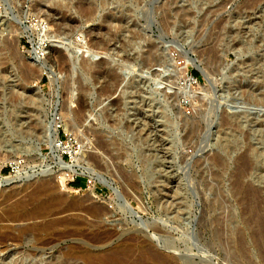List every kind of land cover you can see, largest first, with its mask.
Wrapping results in <instances>:
<instances>
[{"label": "rangeland", "instance_id": "rangeland-1", "mask_svg": "<svg viewBox=\"0 0 264 264\" xmlns=\"http://www.w3.org/2000/svg\"><path fill=\"white\" fill-rule=\"evenodd\" d=\"M263 30L264 0H0V156L40 171L0 182V264H133L150 247L175 264H264ZM50 125L77 150L63 160L114 192L59 174Z\"/></svg>", "mask_w": 264, "mask_h": 264}, {"label": "bare ground", "instance_id": "bare-ground-1", "mask_svg": "<svg viewBox=\"0 0 264 264\" xmlns=\"http://www.w3.org/2000/svg\"><path fill=\"white\" fill-rule=\"evenodd\" d=\"M21 1V0H20ZM253 1V0H252ZM36 3V2H35ZM251 5V4H250ZM262 7V6H261ZM34 8L35 9H37V10H39V9H41V3H37V4H35L34 5ZM48 10H49V12H51V14L52 15H55V14H58L59 13V11L57 10V9H55V8H48ZM39 12V11H38ZM89 13V12H88ZM38 14V13H37ZM90 14V13H89ZM47 15V14H46ZM184 15V14H183ZM46 18L47 19H49L50 21H51V19H53V18H49V17H47L46 16ZM45 18V19H46ZM41 19V18H40ZM44 19V18H43ZM68 19V18H67ZM6 20V19H5ZM64 20H65V17H64V15L62 14V16L57 20L58 21V23H63L64 22ZM65 21H67V20H65ZM117 21V20H116ZM69 22H71V21H69ZM72 23V22H71ZM73 24V23H72ZM78 24V23H77ZM8 25H9V23H8ZM11 28H12V26H11ZM10 28V29H11ZM29 31L30 29H29V27H26V26H24L23 25V32L22 33H25L26 31ZM11 31V30H10ZM264 31V30H263ZM47 33L48 32H45V31H43L42 33H39V38H40V42L42 43H45L46 42V39H47V36H49V35H47ZM54 33V32H53ZM78 33V32H77ZM55 34H56V32H55ZM68 32L66 33V36L64 37V39L65 40H68L69 38V36H68ZM79 35V34H78ZM81 35V34H80ZM3 36V35H2ZM31 36V35H30ZM54 36V35H53ZM56 36V35H55ZM54 36V37H55ZM263 36H264V34H263ZM217 37V36H216ZM39 43V42H38ZM40 44V43H39ZM86 44V43H85ZM85 46H87V45H85ZM54 49V48H53ZM211 49V48H210ZM42 50V48H40V51ZM200 52V51H199ZM216 52V51H215ZM57 58V57H56ZM125 60V59H124ZM202 61V60H201ZM36 62H38V61H36ZM253 64V63H252ZM263 65H264V63L262 62H260V61H257L256 63H254V68L252 69L253 71H255V70H258V69H261L262 67H263ZM103 66V65H102ZM252 66V65H251ZM97 67V66H96ZM120 67H122V66H120ZM41 69H40V73L41 74H44V73H46V74H48V76L50 77V81H51V83L53 84V87L55 88V85L57 84V79H56V71L53 69V68H49V67H46L45 65H41V67H40ZM103 68V67H102ZM119 68V67H118ZM120 69V68H119ZM115 70V69H114ZM251 71V70H250ZM186 73V72H185ZM258 73L259 72H255L254 73V77L256 78V81H255V83H254V86H255V88H253L252 89V93H255V95H256V99L257 100H263L264 99V84H263V81H260L258 78H259V76H258ZM262 75L264 74V72L263 73H261ZM106 75V74H105ZM107 76V75H106ZM261 76V75H260ZM188 78V77H187ZM186 78V79H187ZM188 80V79H187ZM186 85V84H185ZM187 86L189 87V84H187ZM187 86H185V87H187ZM188 87L187 88H185V89H187L186 90V92L188 93V94H191L192 96L194 95L193 93L194 92H192V90H190V88L188 89ZM86 88V87H85ZM183 88H184V86H183ZM252 88V87H251ZM81 89V88H80ZM109 90V89H108ZM114 90V89H113ZM251 90V89H250ZM86 91V90H85ZM250 92V93H251ZM257 95L258 96H260V97H257ZM191 96V97H192ZM80 97V96H79ZM82 98V97H81ZM74 99V98H73ZM78 101H80L79 100V98H78ZM72 102V101H71ZM75 102H77L76 100H75ZM118 102V101H117ZM80 104V103H79ZM79 104H77V105H79ZM100 104H101V106H103L104 105V101H102V102H100ZM116 104V103H115ZM67 105V104H66ZM112 105V104H111ZM114 105V104H113ZM80 107V106H79ZM83 107V106H82ZM67 108V107H66ZM71 108V107H70ZM116 108V107H115ZM117 109V108H116ZM59 111V110H58ZM115 111V110H114ZM61 112V110L59 111V113ZM69 112V111H68ZM62 113H64L63 111H62ZM66 113V112H65ZM64 113V114H65ZM70 113V112H69ZM67 114V113H66ZM72 114V113H71ZM61 115V114H60ZM70 116V115H69ZM61 117H64V116H61ZM62 119H64V118H62ZM65 119H67L66 118V115H65ZM64 119V120H65ZM63 120V121H64ZM50 121V120H49ZM52 122V121H51ZM47 125H48V123H46ZM54 124V123H53ZM68 123L66 122V120L64 121V124L63 125H65V126H68L67 125ZM55 131H57V127L56 128H53V127H51V125L50 126H47V128H46V130L43 132V142H46L48 145H49V147H50V149H51V154H52V156H51V160L55 163V164H57L58 166H59V174L60 175H66V174H68V172H71V173H73V174H76V173H78V174H91L92 172H94L95 174H96V179H97V181H99V182H101V183H103V184H105L112 192H114L115 190H114V184H113V182H112V180L111 179H109V178H106L105 176H101L97 171H96V169L95 168H93L90 164H88L85 160H84V158L82 159V157L80 158L79 157V159L77 158V161L76 162H71V163H67V162H65L64 160H63V158H62V154H63V152L61 151V148L60 147H57V145H56V139H57V137H56V132ZM84 147V146H83ZM73 161H74V159H73ZM249 161V160H248ZM53 164V163H52ZM248 164H249V162H248ZM45 165V164H44ZM47 165V167H46V171H45V173L46 174H52V173H55V171L53 170V165H50V164H46ZM90 165V166H89ZM36 166H31L30 168L33 170V172L32 173H30L29 172V170L27 169V170H25L24 172H22V173H20V174H18V175H16V176H6L5 177V179H3L2 181H1V183H12V182H15V181H17L20 177H24L25 175H27V176H31V175H33L34 174V179H35V177H37L38 175L37 174H40L39 172L40 171H36V170H34V168H35ZM36 171V172H35ZM42 173H44V171H42ZM93 174V173H92ZM91 174V175H92ZM69 175V174H68ZM65 177V176H64ZM239 184V183H238ZM239 187V186H238ZM46 188V187H45ZM42 189H44V186L41 188V190ZM249 189V188H248ZM260 189V188H259ZM240 190V189H239ZM258 189H256V191H257ZM167 191V190H166ZM244 191H245V189H244ZM253 191H255V190H253ZM258 191H260V190H258ZM258 191H257V193H258ZM172 193V192H171ZM252 193V192H251ZM255 193V192H254ZM257 193H255V194H257ZM166 196V195H165ZM262 196V195H261ZM263 197L264 196H262V197H260V198H262L263 199ZM244 198V197H243ZM250 198V197H249ZM262 199H259V200H261L262 201ZM248 200V199H247ZM263 202V201H262ZM259 203V202H258ZM264 203V202H263ZM257 204V203H256ZM263 215V214H262ZM263 218V217H262ZM264 219V218H263ZM54 223V222H53ZM48 224H49V222H48ZM47 224V225H48ZM47 225H45V223L42 225V227L44 228L45 226H47ZM50 225H52V223H50ZM48 226V227H50L51 228V226ZM147 228L148 227H151V226H153L152 224H147V225H145ZM40 228V227H39ZM46 229H47V227H45ZM144 230H145V228H144ZM264 230V229H263ZM264 236V235H263ZM168 239V238H167ZM168 241V240H167ZM172 240H170V241H168V242H171ZM264 241V240H263ZM127 247V246H126ZM128 248H131V247H128ZM124 249H126V248H124ZM145 249V248H144ZM126 252H128L127 250H125ZM65 253V252H64ZM78 253V252H77ZM116 253V252H115ZM139 253V252H138ZM126 254V253H125ZM129 254V253H128ZM162 253H158L155 249H152L151 247L150 248H147V249H145V251L143 250L142 252H141V254L139 253V257L138 258H136L135 259V261H134V263L133 264H175V262H173L174 260H172V259H170L169 258V256L167 257V256H164V255H161ZM112 255V254H111ZM124 255V254H123ZM82 256H84V255H82ZM96 256H98L97 254L95 255V257H94V255L92 254V253H90V252H85V264H103V262H105V261H108V259L107 260H105V259H103L104 258V256H101L100 257V259H103L104 261H102V260H99V259H97L96 258ZM130 256V255H129ZM56 257V256H55ZM67 257V256H66ZM103 257V258H102ZM107 257V256H106ZM109 257V256H108ZM98 258H99V256H98ZM84 259V258H83ZM117 259V258H116ZM115 259V260H116ZM124 259V258H123ZM174 259V258H173ZM77 260V259H76ZM126 260V259H125ZM69 261H70V258L69 257H67L66 259L64 258V259H57V260H50L49 261V263L48 264H69ZM81 262V261H80ZM121 262H123V260L121 259V258H119V259H117V261L116 262H114V263H121ZM105 264H106V262H105ZM108 264V263H107ZM110 264V263H109ZM128 264V263H127Z\"/></svg>", "mask_w": 264, "mask_h": 264}, {"label": "built area", "instance_id": "built-area-1", "mask_svg": "<svg viewBox=\"0 0 264 264\" xmlns=\"http://www.w3.org/2000/svg\"><path fill=\"white\" fill-rule=\"evenodd\" d=\"M44 27L45 26H42L41 29H43ZM46 46H47V43H43V42L41 43L40 42V45H36L35 47H32L34 57H36L37 59L41 58V56L44 53H43V50L40 51V48L46 47ZM189 79H190L189 80L190 85H192V83L194 84L195 79L193 78V76H189ZM57 127L62 128V124L57 123ZM69 141H70V139L66 138V142L68 143ZM71 141H73V140L71 139ZM66 142H65V140H63L60 137H57V139H56V145H57V147L61 148V151L63 152V154L68 153L70 155V150L74 151V154L77 153V150L69 149ZM67 149L69 151H67ZM5 168H8V169H6L7 171H9L8 175L4 173ZM28 168H30V167L27 166L25 159L22 157H17V158H14V159L7 162L3 159V157L0 156V182L3 179H5L6 176H16V175L24 172Z\"/></svg>", "mask_w": 264, "mask_h": 264}, {"label": "trees", "instance_id": "trees-1", "mask_svg": "<svg viewBox=\"0 0 264 264\" xmlns=\"http://www.w3.org/2000/svg\"><path fill=\"white\" fill-rule=\"evenodd\" d=\"M73 184H74V185H80L81 182L77 180V181H75Z\"/></svg>", "mask_w": 264, "mask_h": 264}]
</instances>
